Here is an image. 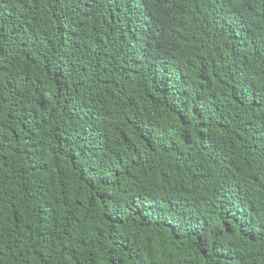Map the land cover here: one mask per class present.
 Masks as SVG:
<instances>
[{"label": "trees", "instance_id": "obj_1", "mask_svg": "<svg viewBox=\"0 0 264 264\" xmlns=\"http://www.w3.org/2000/svg\"><path fill=\"white\" fill-rule=\"evenodd\" d=\"M0 264H264V0H0Z\"/></svg>", "mask_w": 264, "mask_h": 264}]
</instances>
